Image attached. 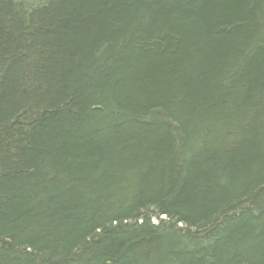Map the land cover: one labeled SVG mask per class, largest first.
I'll list each match as a JSON object with an SVG mask.
<instances>
[{
    "label": "trees",
    "instance_id": "obj_1",
    "mask_svg": "<svg viewBox=\"0 0 264 264\" xmlns=\"http://www.w3.org/2000/svg\"><path fill=\"white\" fill-rule=\"evenodd\" d=\"M0 264H264V0H0Z\"/></svg>",
    "mask_w": 264,
    "mask_h": 264
}]
</instances>
